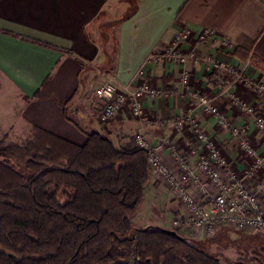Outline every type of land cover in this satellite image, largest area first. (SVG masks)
<instances>
[{"label":"crops","instance_id":"0c3cea01","mask_svg":"<svg viewBox=\"0 0 264 264\" xmlns=\"http://www.w3.org/2000/svg\"><path fill=\"white\" fill-rule=\"evenodd\" d=\"M185 28L196 36L212 32L197 44L200 55L239 66L264 82V71L250 62L252 56L264 62V0H0V143L8 137L28 140L37 126L78 145L86 142V133L100 132L118 148L135 149L133 138L144 129L154 143L171 137L180 148L189 149L193 133L178 123L197 103L181 82L183 67L145 63L149 54L165 48ZM191 42L185 47L194 39ZM186 68L193 76L191 89L218 96L230 121L249 127L263 152L264 137L252 118L231 104V96L238 94L262 111L264 99L241 87L221 86L203 64L189 63ZM108 78L120 84H148L166 95L143 98V119L125 107L103 126L98 120L102 100L95 90ZM196 112L208 136L241 171L247 162L236 138L214 116L200 108ZM163 158L173 163L167 152ZM164 187L168 189L156 177L145 190L154 189L159 196Z\"/></svg>","mask_w":264,"mask_h":264},{"label":"trees","instance_id":"16d2710c","mask_svg":"<svg viewBox=\"0 0 264 264\" xmlns=\"http://www.w3.org/2000/svg\"><path fill=\"white\" fill-rule=\"evenodd\" d=\"M86 135L78 145L35 126L26 146L0 149L28 171L0 160V264H222L179 230L136 229L152 178L147 152ZM235 264H264V247Z\"/></svg>","mask_w":264,"mask_h":264},{"label":"built area","instance_id":"2783aa9c","mask_svg":"<svg viewBox=\"0 0 264 264\" xmlns=\"http://www.w3.org/2000/svg\"><path fill=\"white\" fill-rule=\"evenodd\" d=\"M212 35L207 31L196 36L190 28H185L176 33L165 48L152 52L145 60L146 64L169 63L183 67L181 82L187 88V96L197 103L188 115L181 116L178 123L179 128H190L193 133L189 149L180 148L171 137H161L154 143L147 138L144 129L134 136L133 146L147 152L152 178L161 177L180 204L172 221L173 229L189 232L195 239L212 238L222 228L264 233V151L260 152L255 146L249 127L234 125L230 121L217 103L218 96L211 97L191 89L193 76L186 65L203 64L221 86L241 87L256 98L264 99V82L247 76L239 66L200 55L197 44ZM193 39L194 44L186 48ZM95 94L102 100L98 120L103 126H107L125 107H130L134 117L143 119L146 115L143 98L166 95L164 90L148 84H120L113 78L97 87ZM231 104L249 115L255 130L264 137V112L258 104H251L235 93L231 96ZM197 108L214 116L217 124L236 138L237 147L247 162L241 171L231 165L208 136ZM165 152L172 158V164L163 158Z\"/></svg>","mask_w":264,"mask_h":264},{"label":"rangeland","instance_id":"374dc122","mask_svg":"<svg viewBox=\"0 0 264 264\" xmlns=\"http://www.w3.org/2000/svg\"><path fill=\"white\" fill-rule=\"evenodd\" d=\"M264 112V110H263ZM21 142L17 138L8 137L1 141L0 149H4L11 145L26 146L32 139ZM1 161H7L20 173L28 174L26 164H20L14 159H4L0 156ZM28 160V159H26ZM164 191L159 192V196L154 193V189L146 191V200L133 219L134 227L146 228L148 226H158L165 229L175 230L172 227L173 218L178 214L180 204L172 196L169 188L164 187ZM148 190V189H147ZM153 190V191H152ZM157 191V189H156ZM160 197L161 201H160ZM165 206L168 211H165ZM161 218L163 220H161ZM180 232V231H179ZM184 237L194 240L195 238L189 232L181 231ZM197 240L206 246L213 255L217 256L222 264H235L238 259L243 258L247 254L253 253L256 250H261L264 247V233H249L240 232L231 228H222L212 238H200Z\"/></svg>","mask_w":264,"mask_h":264},{"label":"water","instance_id":"95a60500","mask_svg":"<svg viewBox=\"0 0 264 264\" xmlns=\"http://www.w3.org/2000/svg\"><path fill=\"white\" fill-rule=\"evenodd\" d=\"M170 233L176 235V231L175 230H169Z\"/></svg>","mask_w":264,"mask_h":264}]
</instances>
